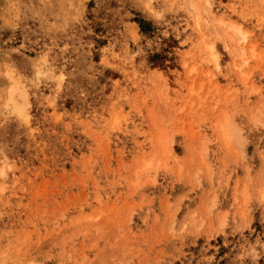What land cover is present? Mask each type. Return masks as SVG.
<instances>
[{
  "label": "rangeland",
  "instance_id": "1",
  "mask_svg": "<svg viewBox=\"0 0 264 264\" xmlns=\"http://www.w3.org/2000/svg\"><path fill=\"white\" fill-rule=\"evenodd\" d=\"M190 1L0 0V264H264V0Z\"/></svg>",
  "mask_w": 264,
  "mask_h": 264
},
{
  "label": "bare ground",
  "instance_id": "2",
  "mask_svg": "<svg viewBox=\"0 0 264 264\" xmlns=\"http://www.w3.org/2000/svg\"><path fill=\"white\" fill-rule=\"evenodd\" d=\"M149 1V0H148ZM192 1V2H191ZM190 2H191V4H192V6H196L195 5V0H191ZM190 2H189V4H190ZM198 4L200 3V6L202 7L203 6V9H201V10H205V9H207V10H205L206 12L208 11V12H210L211 11V9H212V6H211V1L210 0H198V2H197ZM196 3V4H197ZM201 4H203V5H201ZM204 5H205V7H204ZM199 7V6H198ZM193 8V7H192ZM192 8H190V9H192ZM197 8V7H196ZM200 8V7H199ZM193 10V9H192ZM197 10V9H196ZM199 10V9H198ZM195 13V12H194ZM205 13V12H204ZM198 15H200V14H198ZM197 15L195 14V17H196ZM210 16V15H209ZM212 18H213V16H212ZM197 19V18H196ZM197 20H199V18L197 19ZM205 20V19H204ZM206 21V20H205ZM219 22L221 25H222V23L224 24V26L225 25H227L226 23H224L222 20H216V22ZM199 23V22H198ZM209 24V23H208ZM207 24V25H208ZM211 24V23H210ZM236 25V24H235ZM239 25V24H238ZM216 26H217V23H216ZM215 27V26H214ZM220 27V26H219ZM219 27H218V29H219ZM240 27V26H239ZM227 28V27H226ZM231 29H232V31L234 32V34H233V36L234 35H236V38H238V36H239V40L238 41H240V40H243V42L244 41H246V38H247V36H246V34H244V33H242L241 32V27L240 28H238V27H230ZM215 30H216V28H215ZM214 31V30H213ZM246 33V32H245ZM232 36V37H233ZM202 43H204V42H202ZM238 44V43H237ZM204 45V44H203ZM238 46H239V44H238ZM206 47L207 46H205V49H206ZM209 48H210V50L211 51H215L216 50V46H215V44L213 45H211L210 44V46H209ZM205 49H203V50H205ZM240 49V48H239ZM207 50V49H206ZM213 51V52H214ZM242 51H243V49H242ZM213 52H211V53H213ZM216 52V51H215ZM207 53V52H206ZM244 53V52H243ZM209 53H207V55H208ZM217 54V53H216ZM216 54H214V56L215 57H217L216 56ZM245 54V53H244ZM1 56V55H0ZM209 56V55H208ZM4 57V56H3ZM212 57V56H211ZM1 58V57H0ZM214 58V57H213ZM212 58V59H213ZM6 59V57L4 58V60ZM1 60V59H0ZM3 60V61H4ZM7 60V59H6ZM10 60V59H9ZM44 59L42 58V61H43ZM216 61H217V58L215 59ZM214 60V62H216ZM40 61H41V59H40ZM245 61H247V60H244V62ZM46 63V62H45ZM216 64H218L217 62H216ZM34 66V65H33ZM45 66V65H44ZM39 68H40V66H39ZM37 69V68H36ZM43 69H45V68H43ZM45 72H43L42 70H39V74H44ZM12 73H10L9 72V79L11 80L10 82H9V86H8V88H7V91H6V96H5V99H4V107H5V109L6 110H8L9 112H13V113H16L17 115H19V116H23V117H25V115H26V108H27V106L29 105L28 104V97H27V93H26V91H25V87H23V84H21L20 83V81L19 80H17V79H15V76H13V75H11ZM8 75V74H7ZM6 77H8V76H6ZM20 78V77H19ZM5 84H7V83H5ZM225 114H227L226 112H225ZM225 116V115H224ZM228 115H226L225 116V118H224V121L222 122V124H220V125H222V130H223V132H225V138H227V136H229V137H237V132L235 131L236 130V127L234 126V124H233V122H231V120L232 119H230V117H227ZM222 118H223V116H222ZM222 121V120H221ZM220 129H221V127H220ZM235 132H236V134H235ZM236 136H235V135ZM223 135V134H222ZM264 169V168H263ZM1 171V170H0ZM4 172V171H3ZM1 175L3 174V173H0ZM261 174H263V173H261Z\"/></svg>",
  "mask_w": 264,
  "mask_h": 264
}]
</instances>
